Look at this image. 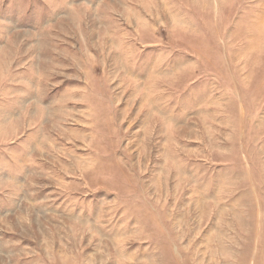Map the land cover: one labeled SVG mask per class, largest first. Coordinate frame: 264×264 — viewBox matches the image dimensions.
<instances>
[{
  "label": "rangeland",
  "instance_id": "obj_1",
  "mask_svg": "<svg viewBox=\"0 0 264 264\" xmlns=\"http://www.w3.org/2000/svg\"><path fill=\"white\" fill-rule=\"evenodd\" d=\"M0 264H264V0H0Z\"/></svg>",
  "mask_w": 264,
  "mask_h": 264
}]
</instances>
